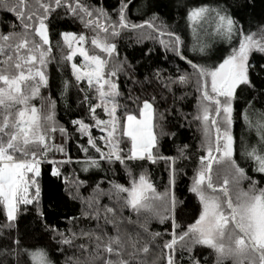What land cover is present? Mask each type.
I'll return each mask as SVG.
<instances>
[{"label":"snow or ice","instance_id":"6c2138e0","mask_svg":"<svg viewBox=\"0 0 264 264\" xmlns=\"http://www.w3.org/2000/svg\"><path fill=\"white\" fill-rule=\"evenodd\" d=\"M163 7L0 0V264H264V9ZM73 93L83 115L61 124ZM173 121L196 128L194 149L164 153ZM45 171L77 215L50 219Z\"/></svg>","mask_w":264,"mask_h":264},{"label":"trees","instance_id":"16d2710c","mask_svg":"<svg viewBox=\"0 0 264 264\" xmlns=\"http://www.w3.org/2000/svg\"><path fill=\"white\" fill-rule=\"evenodd\" d=\"M97 4H103L105 6H109L114 4L115 0H94ZM159 2L162 5L161 13H166L168 10L166 7H163V5H166L169 0H159ZM171 3L173 6H175L176 0H171ZM257 8L256 13L259 15L262 9H264V0H256ZM3 19H10V17L7 16L6 13L0 12V20ZM172 19H176V13H172ZM171 22V21H169ZM65 28H69V30H75L74 27H70L68 25L64 26ZM55 38V37H54ZM124 44V48L127 50L128 54L132 53V48H128L127 45L130 43V41H122ZM148 42H145L147 44ZM141 47H144V45H133V48L139 49ZM158 48V46H157ZM154 56H157V53H153ZM161 56V59H159V67L161 68H168L170 65L165 63L163 57V54H159ZM135 60H132V63H135ZM259 62H264V60H260ZM155 66V65H154ZM52 73L57 77L56 83L59 84V73L56 72V65L53 64L50 66ZM175 71V68L172 69ZM167 74V73H165ZM143 76V70H141V78ZM120 85L122 90L127 93L128 89L124 87V80L121 78ZM55 89H53V92ZM45 95H48V93L45 91ZM179 94V93H177ZM169 103H171V97H169L168 100ZM38 103V101H37ZM68 103L71 105L70 108H66L65 106H61L57 110V118L59 119L61 124H65L68 121H70L72 118H75L77 114L83 115V112L80 111L77 113V105L75 103V94L73 93L71 98L69 99ZM184 107V111H190L192 104L195 103L194 96H190L185 98L180 102ZM161 104H163V101H161ZM175 124V128L166 127V131H175L176 129H179L178 132V138L175 143H171L167 140L165 137L162 140V144L164 145V153L165 154H175V149L177 145H183L184 143H188L192 146V148H195L196 142L199 139V133L197 132L195 127H189L187 123L184 124V127H180L179 123L173 121ZM71 127V125H68ZM236 134L237 138L240 135V126H236ZM72 154L75 156V146L72 145ZM194 162V157H193ZM164 163L161 161L159 165H153L150 168V172L154 175V177L159 178L161 176H164ZM189 174H191V164H188ZM70 169H64L65 175H67V171ZM81 177L84 176V173L79 174ZM186 176H180L178 178V183L183 184L186 181ZM41 186H42V200H43V207L46 211V213L49 214L50 219H56L57 216H72L77 215L79 213L80 205L77 201H72L68 198L67 193L65 192V185L61 182V179H58L56 177L50 176L47 171L44 172V174L41 177ZM163 187V185H160ZM177 191H180V189H177ZM183 199V197H181ZM31 219V217H29ZM230 264V262H229Z\"/></svg>","mask_w":264,"mask_h":264}]
</instances>
